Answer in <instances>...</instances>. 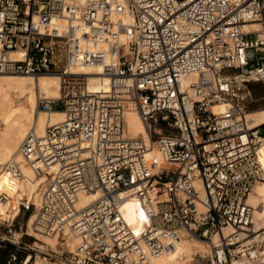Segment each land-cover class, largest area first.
Returning <instances> with one entry per match:
<instances>
[{
  "label": "built area",
  "instance_id": "obj_1",
  "mask_svg": "<svg viewBox=\"0 0 264 264\" xmlns=\"http://www.w3.org/2000/svg\"><path fill=\"white\" fill-rule=\"evenodd\" d=\"M54 15L67 33L41 27ZM84 61L101 65L107 90L91 88V72L77 67ZM6 70L60 78L59 95L38 92L37 106L64 117L32 125L18 146L47 175L37 199L19 201L35 210L32 228L77 238L68 254L51 247L44 257L155 264L169 247L185 254L187 234L208 243L209 264H264V200L249 199L264 180V121L247 115L250 82L264 80V0H0ZM130 102L148 135L127 130ZM4 166L22 172L16 158ZM129 197L141 206L138 222L124 216ZM14 217H0L6 264H30L27 222L16 236Z\"/></svg>",
  "mask_w": 264,
  "mask_h": 264
},
{
  "label": "bare ground",
  "instance_id": "obj_2",
  "mask_svg": "<svg viewBox=\"0 0 264 264\" xmlns=\"http://www.w3.org/2000/svg\"><path fill=\"white\" fill-rule=\"evenodd\" d=\"M123 15L127 22L132 21L134 18L131 11L124 12ZM54 16L52 18H55ZM41 27L45 31L55 30L57 33H67L64 21L57 25L50 20L45 21L41 24ZM11 53H14V50H11ZM82 63L94 62L84 61ZM89 72H91L90 84L93 90L105 91L108 89L109 83L106 74L95 71ZM59 86L60 78L57 72L41 71L34 74L21 71H0V165L3 164L0 166V217H14L20 210L19 201L21 198L33 197V193L39 188L37 196L35 197L37 199L40 194V189L46 183L47 175L44 172L35 171L28 165L18 146L32 125H36L41 130L48 121L52 122L64 117V112L61 108L48 110L37 106L38 92H42L46 96L59 95ZM215 108L217 110L221 109L222 104H215ZM247 115L252 117V123L262 122L264 121V108L258 111H248ZM124 116L126 119V127L130 134L143 133L148 135L145 123L138 109L131 102L126 105ZM259 154L264 158V140L259 145ZM10 157L20 161L21 173H14L4 166L5 161ZM41 183L43 184L40 186ZM257 183L249 193V199L254 203L264 200V180ZM97 192L96 190L80 191L78 204L88 202ZM123 213L129 221L138 222L139 217L142 216L141 206L135 198L129 197L123 205ZM34 216L35 210L33 209L27 216L26 222L28 229L31 233L34 232L37 239H41L45 244L40 245L35 240L33 242L34 244L31 243L32 246L43 249L45 248L43 246L46 245V242L56 245L61 238H64L63 240L65 242L62 240V243H66L65 245L71 249L74 247L77 238L67 228L60 233H47L34 230L32 228ZM14 233L16 236H19L21 230L14 228ZM192 236L204 240L200 237ZM179 246L185 251V254L179 256L173 248L169 247L164 253L154 258L155 264H192L191 260L193 259L194 247L190 243V240L187 237H182ZM30 257L31 254L27 256V261ZM44 259L46 257L42 256L39 261L44 262Z\"/></svg>",
  "mask_w": 264,
  "mask_h": 264
},
{
  "label": "rangeland",
  "instance_id": "obj_3",
  "mask_svg": "<svg viewBox=\"0 0 264 264\" xmlns=\"http://www.w3.org/2000/svg\"><path fill=\"white\" fill-rule=\"evenodd\" d=\"M55 18H51V22L54 24H59L61 22H63L64 20H62L63 18L60 16H54ZM98 46H103L104 42L103 41H99L97 43ZM77 67L79 69L85 70V71H95V72H99L102 73L101 70V65L97 62L94 63H81L78 64ZM18 73V72H17ZM108 81V79H107ZM250 86L252 87V91H253V96L255 97V99L250 103L249 108H255L258 106H261L260 108H255V109H250L248 111H258L261 108H264V80H257V81H252L250 82ZM263 131H264V124H263ZM3 165V164H2ZM0 165V166H2ZM43 183L40 184V186ZM260 184V183H257ZM26 186V184H25ZM39 189V188H38ZM38 189L36 190V192L33 193V198L35 199V197L37 196V192ZM29 191V190H28ZM41 191V189H40ZM25 198V197H24ZM22 198V199H24ZM32 211L31 210H25L23 208H21L19 210V212L15 215L14 217V224L13 229L14 228H18V229H26V220H27V216L28 214ZM23 223L22 228L19 226L20 223ZM30 231V230H29ZM190 240V243L192 244V246L194 247V254H193V259L191 260L192 264H209L210 263V258H209V254H208V244L204 241V240H200L197 239L195 237H193L192 235H184L183 237H186ZM22 239L29 242L30 245L31 243L34 244L33 242L35 240H37L39 242V244H45L41 239H37L36 235H34V232L31 233L30 232H26L24 231L22 234ZM64 238H61V240H59L56 245L55 244H50L46 242V245L43 246L45 247L44 249H49V248H54L56 249L57 253L56 254H68L70 249L69 247H67L64 243H62L61 241ZM63 242H65V240H63ZM11 245V244H10ZM13 246V245H12ZM29 246V245H28ZM32 246V245H31ZM202 246V248H201ZM207 247V250H206ZM41 248V247H40ZM32 249V258L30 260V264H59L56 262V260L54 258H49L46 257V259H44V262H40V257L43 256V252L41 251V249H39L38 247H34L30 248ZM26 248H20L18 250V252L20 253V255L25 254L26 252ZM204 250V251H203ZM7 249L6 248H2L0 246V253H2L3 258L5 259V257H7L8 253H7Z\"/></svg>",
  "mask_w": 264,
  "mask_h": 264
},
{
  "label": "crops",
  "instance_id": "obj_4",
  "mask_svg": "<svg viewBox=\"0 0 264 264\" xmlns=\"http://www.w3.org/2000/svg\"><path fill=\"white\" fill-rule=\"evenodd\" d=\"M258 107L260 108L261 106H258ZM258 107H255V108H258ZM255 108H253V109H255ZM249 110H250V108H249ZM6 258L7 257H5V259H4L3 256H2V253H0V260L3 262V263L0 262V264H6Z\"/></svg>",
  "mask_w": 264,
  "mask_h": 264
},
{
  "label": "trees",
  "instance_id": "obj_5",
  "mask_svg": "<svg viewBox=\"0 0 264 264\" xmlns=\"http://www.w3.org/2000/svg\"><path fill=\"white\" fill-rule=\"evenodd\" d=\"M250 109H253V108H250ZM1 263H3L1 260H0Z\"/></svg>",
  "mask_w": 264,
  "mask_h": 264
}]
</instances>
